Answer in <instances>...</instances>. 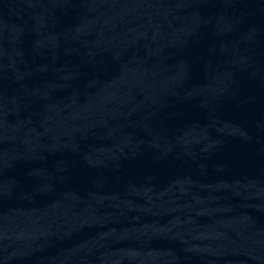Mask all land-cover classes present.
<instances>
[{"label":"water","instance_id":"95a60500","mask_svg":"<svg viewBox=\"0 0 264 264\" xmlns=\"http://www.w3.org/2000/svg\"><path fill=\"white\" fill-rule=\"evenodd\" d=\"M0 264H264V0H0Z\"/></svg>","mask_w":264,"mask_h":264}]
</instances>
